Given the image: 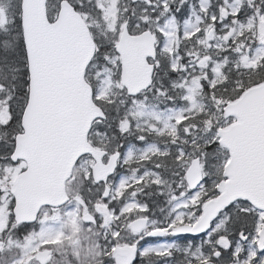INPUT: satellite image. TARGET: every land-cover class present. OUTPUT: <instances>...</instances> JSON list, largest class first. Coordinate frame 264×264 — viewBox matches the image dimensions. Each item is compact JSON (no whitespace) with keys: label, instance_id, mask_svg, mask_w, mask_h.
<instances>
[{"label":"snow or ice","instance_id":"1","mask_svg":"<svg viewBox=\"0 0 264 264\" xmlns=\"http://www.w3.org/2000/svg\"><path fill=\"white\" fill-rule=\"evenodd\" d=\"M0 264H264V0H0Z\"/></svg>","mask_w":264,"mask_h":264}]
</instances>
